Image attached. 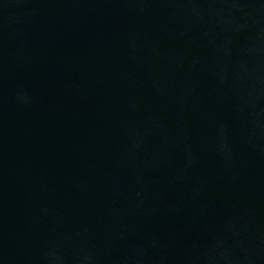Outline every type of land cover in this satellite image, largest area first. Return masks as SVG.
Returning a JSON list of instances; mask_svg holds the SVG:
<instances>
[{
	"label": "water",
	"instance_id": "obj_1",
	"mask_svg": "<svg viewBox=\"0 0 264 264\" xmlns=\"http://www.w3.org/2000/svg\"><path fill=\"white\" fill-rule=\"evenodd\" d=\"M0 264H264V0H0Z\"/></svg>",
	"mask_w": 264,
	"mask_h": 264
}]
</instances>
